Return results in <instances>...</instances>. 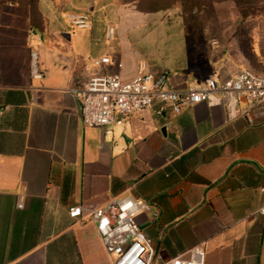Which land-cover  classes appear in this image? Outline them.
Returning a JSON list of instances; mask_svg holds the SVG:
<instances>
[{
	"label": "crops",
	"instance_id": "obj_1",
	"mask_svg": "<svg viewBox=\"0 0 264 264\" xmlns=\"http://www.w3.org/2000/svg\"><path fill=\"white\" fill-rule=\"evenodd\" d=\"M66 14L56 0H0V264H112L94 224L68 209L123 197L145 203L136 223L163 259L202 245L204 264H264L262 109L237 114L241 103L214 95L104 129L82 127L68 94L95 73L129 79L141 60L176 91L227 81L241 62L195 51L185 31L168 53L141 54L117 35L92 56L93 37ZM30 50L41 80L29 76ZM102 56L112 64L86 61Z\"/></svg>",
	"mask_w": 264,
	"mask_h": 264
},
{
	"label": "built area",
	"instance_id": "obj_2",
	"mask_svg": "<svg viewBox=\"0 0 264 264\" xmlns=\"http://www.w3.org/2000/svg\"><path fill=\"white\" fill-rule=\"evenodd\" d=\"M65 18L73 29L91 28V21L83 12L68 13ZM108 36H112V30L108 31ZM86 61L96 69L112 64L108 56L88 57ZM115 65L121 68L120 63ZM28 73L33 80L43 78L36 50L29 51ZM167 74L166 70L150 67L141 60L129 79H122L117 74L95 73L84 83L68 89V94L82 127L104 129L121 126L129 115L145 109L152 110L156 116L163 115L165 109L179 115L196 104L206 103L214 95L230 97L235 105L241 103L243 108L236 109L237 114L248 115L255 109L264 111V75L247 68L240 69L227 81L219 82L209 77L201 87L183 91L166 88ZM260 191L264 192V188ZM145 209L143 201L123 197L112 198L99 207L71 206L68 216L74 220L86 216L94 224L105 253L113 257L112 264H204L202 245L170 259L156 254L152 241L136 223V216ZM260 213L263 214L264 209ZM156 214L155 211L153 216Z\"/></svg>",
	"mask_w": 264,
	"mask_h": 264
},
{
	"label": "rangeland",
	"instance_id": "obj_3",
	"mask_svg": "<svg viewBox=\"0 0 264 264\" xmlns=\"http://www.w3.org/2000/svg\"><path fill=\"white\" fill-rule=\"evenodd\" d=\"M63 13H85L97 56L122 35L139 53H168L185 31L195 51L223 50L241 68L264 75V0H56ZM195 6V7H193ZM112 30V36L108 31ZM114 40V39H113ZM170 52V51H169Z\"/></svg>",
	"mask_w": 264,
	"mask_h": 264
},
{
	"label": "trees",
	"instance_id": "obj_4",
	"mask_svg": "<svg viewBox=\"0 0 264 264\" xmlns=\"http://www.w3.org/2000/svg\"><path fill=\"white\" fill-rule=\"evenodd\" d=\"M193 7H195V6H193Z\"/></svg>",
	"mask_w": 264,
	"mask_h": 264
}]
</instances>
